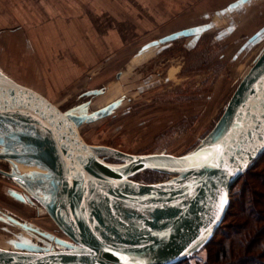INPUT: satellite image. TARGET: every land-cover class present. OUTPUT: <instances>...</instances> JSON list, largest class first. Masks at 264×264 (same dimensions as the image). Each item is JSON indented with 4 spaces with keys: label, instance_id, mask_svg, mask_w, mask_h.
<instances>
[{
    "label": "rangeland",
    "instance_id": "374dc122",
    "mask_svg": "<svg viewBox=\"0 0 264 264\" xmlns=\"http://www.w3.org/2000/svg\"><path fill=\"white\" fill-rule=\"evenodd\" d=\"M234 1L0 0V70L73 113H90L119 100V106L110 115L79 126V133L92 146L126 154L181 155L196 147L212 130L264 46L263 40L239 51L246 38L264 25V0H251L223 16L216 14ZM29 14H34L36 24L25 22ZM58 21L63 31L74 34L75 27L95 41L90 49L91 58H80L79 53L72 58L75 64L71 73L57 70L64 53L57 54L60 49L56 45L57 41L67 42L64 36L54 40L52 48L49 42L40 45L38 41L35 49L26 33L29 27L41 31L42 23ZM209 23L213 28L202 33L196 42L182 37L154 47L143 56L138 54L142 46L161 36ZM231 24L234 31L218 38V33ZM44 45L51 48L46 58L40 56L39 48ZM67 51L64 49L69 58ZM41 61L46 63L42 65ZM59 77L66 80L56 86ZM88 89L102 91L81 96ZM0 167L6 172L11 170L6 162H0ZM18 170L37 171L34 167ZM171 178L153 171L134 176L135 181L144 184ZM255 183L254 177L242 179L234 200L239 187L246 185L247 190H254ZM12 193L26 194L33 205ZM228 222L226 218L224 228ZM51 237L69 241L26 189L0 174V248L15 250V244L23 243L61 249ZM187 260L189 264H205L208 251L203 248Z\"/></svg>",
    "mask_w": 264,
    "mask_h": 264
},
{
    "label": "water",
    "instance_id": "95a60500",
    "mask_svg": "<svg viewBox=\"0 0 264 264\" xmlns=\"http://www.w3.org/2000/svg\"><path fill=\"white\" fill-rule=\"evenodd\" d=\"M250 1L236 0L216 14L232 13ZM211 28L209 23L171 32L142 46L138 54L182 37L196 42ZM232 31L231 24L217 37ZM263 40L264 25L239 51ZM119 104L73 113L0 70V120L32 129L0 134V159L45 165L60 182L51 202L43 203L27 179L13 171L3 176L26 189L69 239L51 237L62 246L57 250L23 243L15 244V250L0 249V264H178L203 249L228 211L231 187L264 152V46L215 126L189 152L126 154L88 144L79 126L110 115ZM144 171L172 178L149 184L132 179ZM12 195L33 205L26 194Z\"/></svg>",
    "mask_w": 264,
    "mask_h": 264
},
{
    "label": "trees",
    "instance_id": "16d2710c",
    "mask_svg": "<svg viewBox=\"0 0 264 264\" xmlns=\"http://www.w3.org/2000/svg\"><path fill=\"white\" fill-rule=\"evenodd\" d=\"M245 177L257 178L254 190L241 186L234 200L235 189ZM226 218L229 222L224 228ZM204 248L208 251L205 264H264V152L231 188L228 211ZM178 264L189 263L186 259Z\"/></svg>",
    "mask_w": 264,
    "mask_h": 264
},
{
    "label": "crops",
    "instance_id": "0c3cea01",
    "mask_svg": "<svg viewBox=\"0 0 264 264\" xmlns=\"http://www.w3.org/2000/svg\"><path fill=\"white\" fill-rule=\"evenodd\" d=\"M35 13H36V15L41 17V15L39 14L40 12L38 10H36ZM33 16H34V14H29V16H28L29 20L25 19L26 20L25 22L28 23L29 25L36 24L37 21L33 20ZM66 24H68V23L64 22V25H66ZM196 25H198V24H196ZM41 26L44 28V30L39 31V29H38V31H37V30H34L31 27H29V30L26 32L28 34L31 42L34 43L35 49H36L35 44L38 41H39L40 45H42L44 43V41H47V42H49V44L52 48L54 46V42H53L54 40H57L58 38L63 37V36H64V39L67 40V42L66 41L64 42V40L60 39L61 41H59V42L57 41V45H56L60 49L59 52L57 50L56 53L57 54L64 53V56H61V58L58 60L57 70H58V72L60 71L59 73H61V72L62 73L74 72L73 68H74L75 63H73L72 58L75 57V55L78 57L77 53L80 54V58L85 57L87 59L88 56H89V58H91L90 49L92 48V45L95 41L91 39L89 34H87L85 32H81L80 30L76 29L75 27H74V29H72V30H74V34L70 33L69 31H67V32L65 30L63 31L62 29H64V27L60 21H58V24L51 23L50 25L47 24V22H45V23H42ZM52 29H61V30L54 32V30H52ZM37 33L39 35H37ZM50 46L46 47L44 45V46H41L39 48V49H41V53H40L41 57H43V58L47 57V55L50 53V50H51ZM64 49L66 51L70 49V51H67L68 54L70 55L69 58H67V54H66V52H64ZM78 49L81 51V53ZM153 49L154 48H150V50H153ZM77 50H78V52H77ZM145 53H147V52H145ZM145 53L141 54V56L145 55ZM44 63H46V62L41 61L42 65H44ZM57 80H58L57 81L58 83L56 82V86H60L61 84L64 83L66 78H64V77L60 78L59 77V79H57ZM88 90H90V89H88Z\"/></svg>",
    "mask_w": 264,
    "mask_h": 264
},
{
    "label": "bare ground",
    "instance_id": "6f19581e",
    "mask_svg": "<svg viewBox=\"0 0 264 264\" xmlns=\"http://www.w3.org/2000/svg\"><path fill=\"white\" fill-rule=\"evenodd\" d=\"M151 48H154V47H151ZM148 50H150V48ZM147 51H145V52H147ZM6 129L20 130L24 133H30L32 130L31 128L26 127V125L13 124L7 120H0V134H4ZM13 149H14L13 146H11L10 151ZM16 150H22V149L19 146H16ZM11 163L14 166V168L16 169V171H18V172H20L18 170L19 167H34V169L37 170L36 172H34V171H31L29 173L24 172V173L20 174L19 176H22L23 178L27 179L31 183L32 189H33L35 195L38 196L43 203L51 202V200L54 196V192L58 188V185L60 182L59 177L55 171L51 170L50 168H48L45 165L30 162L28 160L23 161V162L13 160ZM14 174H16V173L14 172ZM25 174H26V176H24ZM0 249H5V248H0Z\"/></svg>",
    "mask_w": 264,
    "mask_h": 264
},
{
    "label": "flooded vegetation",
    "instance_id": "af4514ba",
    "mask_svg": "<svg viewBox=\"0 0 264 264\" xmlns=\"http://www.w3.org/2000/svg\"><path fill=\"white\" fill-rule=\"evenodd\" d=\"M83 93H84V92H83ZM0 149H2V148L0 147ZM0 162H1V163L6 162V163H7V168L11 167V170L8 169L6 173H9L10 171H14L17 175L22 174L21 172L16 171V169L14 168V166H13L12 163H11V159H8V160L0 159ZM111 162H115V163H116V162H118V161L112 159ZM2 172H5V171L3 170V168L0 167V173H1L2 176H3V173H2ZM26 172L29 173V172H31V171H30V170H26ZM24 176H26V175H24ZM4 177H5V176H4ZM132 179L134 180V177H133ZM134 181H135V180H134ZM22 207L26 208V206H24L23 204H22Z\"/></svg>",
    "mask_w": 264,
    "mask_h": 264
},
{
    "label": "snow or ice",
    "instance_id": "6c2138e0",
    "mask_svg": "<svg viewBox=\"0 0 264 264\" xmlns=\"http://www.w3.org/2000/svg\"><path fill=\"white\" fill-rule=\"evenodd\" d=\"M222 203H223V201H222Z\"/></svg>",
    "mask_w": 264,
    "mask_h": 264
}]
</instances>
